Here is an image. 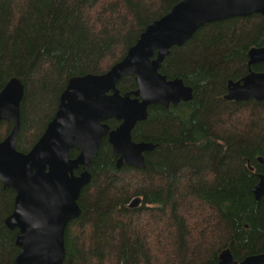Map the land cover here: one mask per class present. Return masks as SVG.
<instances>
[{
	"label": "trees",
	"instance_id": "16d2710c",
	"mask_svg": "<svg viewBox=\"0 0 264 264\" xmlns=\"http://www.w3.org/2000/svg\"><path fill=\"white\" fill-rule=\"evenodd\" d=\"M178 1L0 0V90L13 78L23 87L15 149L27 153L37 141L70 78L107 72ZM262 46L264 17L252 14L205 24L169 49L158 72L180 79L192 98L150 106L134 126L131 140L153 145L143 170L116 169L100 142L80 215L64 229L63 264H216L225 248L236 261L264 252V197L251 193L264 176V101L221 99L225 83L246 73L249 48ZM115 87L136 88L133 77ZM10 129L0 121V141ZM133 197L139 207L126 209ZM12 204L0 183V264L18 252L16 231L4 225Z\"/></svg>",
	"mask_w": 264,
	"mask_h": 264
},
{
	"label": "water",
	"instance_id": "95a60500",
	"mask_svg": "<svg viewBox=\"0 0 264 264\" xmlns=\"http://www.w3.org/2000/svg\"><path fill=\"white\" fill-rule=\"evenodd\" d=\"M257 14L264 17V0H180L163 16L149 23L120 61L101 75L70 78L58 98L53 117L27 153L15 149L18 108L23 87L10 79L0 90V121L10 122L8 135L0 141V183L13 194L10 214L4 219L15 230L18 252L11 264H63L66 225L79 217L77 199L90 180L88 167L106 139L115 168L144 169L143 154L152 150L146 142H133L131 131L146 119L147 108H167L192 98V89L178 78L166 79L158 72L172 47H180L205 24ZM247 71L228 80L222 99L227 102L264 101V72L251 66L264 64V46L247 51ZM133 77L135 90L119 94L116 84ZM118 125L109 129L105 122ZM77 153L69 158L68 152ZM261 163V158H257ZM81 168L74 175L73 171ZM251 193L254 201L264 197V176L257 175ZM134 197L126 209L139 207ZM216 264H264V252L236 261L228 248Z\"/></svg>",
	"mask_w": 264,
	"mask_h": 264
},
{
	"label": "flooded vegetation",
	"instance_id": "af4514ba",
	"mask_svg": "<svg viewBox=\"0 0 264 264\" xmlns=\"http://www.w3.org/2000/svg\"><path fill=\"white\" fill-rule=\"evenodd\" d=\"M247 62V61H246ZM247 67V66H246ZM251 68V67H250ZM247 71V70H246ZM238 80V79H237ZM236 81V80H235ZM225 85H226V83H225ZM225 94V87H224V92H223V95ZM222 95V96H223ZM222 96H221V99H222ZM223 100V99H222ZM224 101V100H223ZM227 102V101H226ZM235 103V102H234ZM170 106V105H169ZM57 108V107H56ZM164 108V107H163ZM168 108V107H167ZM166 109V108H165ZM18 116H19V111H18ZM3 122H5V121H3ZM10 123V122H9ZM48 123V122H47ZM11 124V123H10ZM18 124H19V121H18ZM47 125V124H46ZM45 125V126H46ZM12 126V125H11ZM45 128V127H44ZM44 130V129H43ZM43 132V131H42ZM42 134V133H41ZM40 134V135H41ZM40 137V136H39ZM115 162V161H114ZM81 169V168H80ZM73 174H74V171H73ZM75 175V174H74ZM134 198V197H133ZM131 200V199H130Z\"/></svg>",
	"mask_w": 264,
	"mask_h": 264
}]
</instances>
